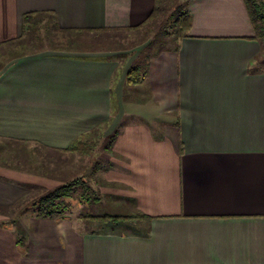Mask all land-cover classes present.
Masks as SVG:
<instances>
[{
    "label": "crops",
    "instance_id": "crops-1",
    "mask_svg": "<svg viewBox=\"0 0 264 264\" xmlns=\"http://www.w3.org/2000/svg\"><path fill=\"white\" fill-rule=\"evenodd\" d=\"M182 1L0 0V264H264V40L244 0H185V36L147 40L142 59L133 48L4 56L28 13L137 35ZM101 127L117 132L101 178L128 214L112 222L121 227L85 229L21 204L68 181L53 154L67 165L69 145ZM12 207L30 208L3 212Z\"/></svg>",
    "mask_w": 264,
    "mask_h": 264
},
{
    "label": "trees",
    "instance_id": "trees-1",
    "mask_svg": "<svg viewBox=\"0 0 264 264\" xmlns=\"http://www.w3.org/2000/svg\"><path fill=\"white\" fill-rule=\"evenodd\" d=\"M246 9L248 11L255 38L264 40V2L263 0H244ZM45 13H28L22 17V32L17 39L20 44L23 42L25 35H31L33 30L37 27L38 21ZM173 24L176 28V37L185 36L190 24L191 16L183 7H176L173 12ZM49 27H45L44 38L51 42L52 50H64V51H86L84 45L76 43V38L84 34L83 31L78 29H65L60 28L54 22H50ZM77 44V45H76ZM29 52V51H28ZM139 71V66L135 64L127 72V80L136 82V75ZM114 134L107 137V142L103 149H110L111 144L115 138ZM98 146L96 141H83L81 139L73 141L66 149L68 153H77L81 155L89 156L94 149ZM111 154V151L108 150ZM103 165L96 161L92 162L91 171L89 173H83L78 176H74L68 181L56 186L52 189H37L31 191L26 198L21 201V204L30 203V207L33 209L34 215L39 218H51L54 215H59L67 212L72 207L73 200H79V202L87 201L86 205L82 207V212L79 217L85 222L93 221L95 223L117 222L119 219L128 218V214L118 213L115 209L113 211H104V208L100 205V197L95 196L94 190L90 185L91 176H93L94 170L106 171L110 164V161H104ZM90 170V169H89ZM93 170V171H92ZM105 185L103 178L99 179V186ZM99 200V201H98ZM30 207H12L5 209V214H14L18 210L28 209ZM92 209L90 211L89 209ZM144 216V215H141ZM146 217V216H145ZM24 236L21 233L16 234L15 242L19 246H24Z\"/></svg>",
    "mask_w": 264,
    "mask_h": 264
},
{
    "label": "rangeland",
    "instance_id": "rangeland-1",
    "mask_svg": "<svg viewBox=\"0 0 264 264\" xmlns=\"http://www.w3.org/2000/svg\"><path fill=\"white\" fill-rule=\"evenodd\" d=\"M185 0L181 2V6L184 7ZM37 28L33 30L31 35H25L23 37V43L17 44L14 43L12 46H9L5 49L4 56L7 58L10 55H15L22 52H28V51H56L49 48L52 46L51 42H48L44 38L45 34V27L50 26L49 19L46 18H40V21H38ZM176 28L174 27V24L172 22V18H167L164 16V13L162 11H158L156 14L155 19H153L146 27H144L143 32L138 33L137 35H134L133 33L131 35H128V33L123 31H106V32H100V33H84L78 38H76V43L84 45V49L86 51H93V52H99V53H114L117 54H124L125 52H128L131 48H133L134 52H140L138 54L139 59L144 58L145 52L142 53V48H144V44L147 40L153 39L157 42V45H169L173 44L176 40ZM129 39V40H128ZM76 44V45H77ZM79 44V45H80ZM106 127H101L95 130V140L98 143V146L94 149V151L89 155H79L77 153H70L68 157L67 165H61L60 159L57 160L56 154H53V163L50 166L51 170L54 173V175L60 174L61 172H67L70 176V179L78 174V173H89L91 171L92 162L96 161L99 164L103 165L106 161L103 158L108 156V150L103 149L105 146V143L107 142V137H105L104 131ZM110 129V128H109ZM105 137V138H104ZM46 153V152H45ZM56 158V159H55ZM90 169V170H89ZM93 171V170H92ZM102 172L100 170H94L93 176H91L90 185L94 190L95 196L100 197V205L104 208V211H113L115 209L112 207V204L114 205V201L111 202L107 197L104 195L106 191H108V188L104 185L99 186V179L102 177ZM106 194V193H105ZM99 201V200H98ZM87 201L79 202V200H73L72 201V207L70 210H68L66 213L71 215V217H75L78 219H81L79 215L82 212V207L86 205ZM93 208L89 209L92 211ZM23 211V210H21ZM134 218H137L136 215H134ZM83 220V219H82ZM81 220V221H82ZM123 219H119L118 222H122ZM80 225L85 229H98L100 227V224L95 223L93 221H87L81 222ZM119 227L123 225V223L117 224ZM115 223L108 222L107 224H104L102 227H115L117 226ZM20 226V225H19Z\"/></svg>",
    "mask_w": 264,
    "mask_h": 264
}]
</instances>
